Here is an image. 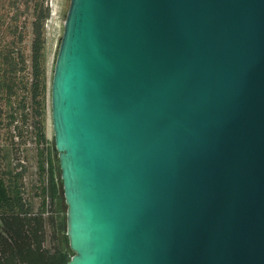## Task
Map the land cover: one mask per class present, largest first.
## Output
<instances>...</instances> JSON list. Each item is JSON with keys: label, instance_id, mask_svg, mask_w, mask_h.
<instances>
[{"label": "water", "instance_id": "95a60500", "mask_svg": "<svg viewBox=\"0 0 264 264\" xmlns=\"http://www.w3.org/2000/svg\"><path fill=\"white\" fill-rule=\"evenodd\" d=\"M51 120L65 264H264V0H70Z\"/></svg>", "mask_w": 264, "mask_h": 264}, {"label": "rangeland", "instance_id": "374dc122", "mask_svg": "<svg viewBox=\"0 0 264 264\" xmlns=\"http://www.w3.org/2000/svg\"><path fill=\"white\" fill-rule=\"evenodd\" d=\"M15 1H19V11L11 7L13 0H0L1 5L9 6L4 7L0 15L3 14L6 19L16 16L17 22L24 24L23 29L20 27L24 32L23 37L17 44L25 57L26 66L25 70L17 72L24 78L16 94L9 102L6 99L0 101L5 111L0 119L6 124V127L0 125V192L3 190L9 194V200L5 201H1L0 195V212L8 207L10 210L43 212L46 216L51 211L56 212L59 222L65 226L61 231L63 236L59 242L52 233V227H48L46 247H61L62 254L69 261L74 251L66 234L68 206L52 128L51 80L70 0ZM38 16L45 17L42 34L45 46L44 60L38 70L41 87L39 94H35L31 91L35 68L31 61L34 39L32 22ZM0 27V35L5 36L6 40L14 37L5 25Z\"/></svg>", "mask_w": 264, "mask_h": 264}, {"label": "trees", "instance_id": "16d2710c", "mask_svg": "<svg viewBox=\"0 0 264 264\" xmlns=\"http://www.w3.org/2000/svg\"><path fill=\"white\" fill-rule=\"evenodd\" d=\"M10 5H12L13 9L19 11V1L13 0ZM4 7L6 5L4 6L0 3V12H2ZM6 8H9V6ZM6 18L3 14L0 15V26L5 25L6 29L10 30L14 37L6 40L5 36L0 35V101L3 99L8 101L16 94L24 78L18 75L17 72L25 70L26 66L25 57L17 44L23 37L22 34L24 32H22L21 28H24V24L17 22L16 16L10 19ZM44 19V16H38L32 22L34 39L32 42L31 61L35 68L31 91L35 94H39L41 87V81L38 80V70L44 60L45 42L42 36ZM4 112L0 106V118L5 115ZM0 125L6 127L3 119H0ZM0 195L2 196L1 201L9 200L7 191L4 192L2 190ZM8 208L7 210L3 208V211L0 212V264H64L67 262V259L62 254L63 250L61 247H46L49 236L48 227H52V233L58 237L59 242L63 236H61V231H63L65 226L59 222L56 212L51 211L46 216L43 212L31 213L29 210H10ZM59 259L61 260L57 262Z\"/></svg>", "mask_w": 264, "mask_h": 264}]
</instances>
